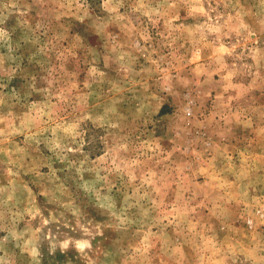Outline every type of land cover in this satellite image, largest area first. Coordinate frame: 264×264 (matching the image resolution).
<instances>
[{"label": "rangeland", "instance_id": "374dc122", "mask_svg": "<svg viewBox=\"0 0 264 264\" xmlns=\"http://www.w3.org/2000/svg\"><path fill=\"white\" fill-rule=\"evenodd\" d=\"M0 264H264V0H0Z\"/></svg>", "mask_w": 264, "mask_h": 264}]
</instances>
